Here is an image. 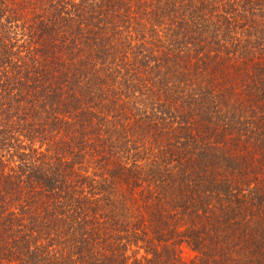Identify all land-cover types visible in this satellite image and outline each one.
I'll list each match as a JSON object with an SVG mask.
<instances>
[{
    "label": "trees",
    "instance_id": "16d2710c",
    "mask_svg": "<svg viewBox=\"0 0 264 264\" xmlns=\"http://www.w3.org/2000/svg\"><path fill=\"white\" fill-rule=\"evenodd\" d=\"M0 264H264V0H0Z\"/></svg>",
    "mask_w": 264,
    "mask_h": 264
},
{
    "label": "rangeland",
    "instance_id": "374dc122",
    "mask_svg": "<svg viewBox=\"0 0 264 264\" xmlns=\"http://www.w3.org/2000/svg\"><path fill=\"white\" fill-rule=\"evenodd\" d=\"M181 257L185 262H190L194 257V253L188 247L183 246L181 250Z\"/></svg>",
    "mask_w": 264,
    "mask_h": 264
}]
</instances>
